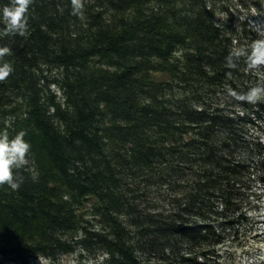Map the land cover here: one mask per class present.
<instances>
[{"label": "trees", "instance_id": "16d2710c", "mask_svg": "<svg viewBox=\"0 0 264 264\" xmlns=\"http://www.w3.org/2000/svg\"><path fill=\"white\" fill-rule=\"evenodd\" d=\"M83 3L81 20L71 0H34L25 36L0 15V131L31 144L20 188L0 186V264H220L264 185V99L227 94L264 66L225 60L259 34L218 20L222 0Z\"/></svg>", "mask_w": 264, "mask_h": 264}, {"label": "clouds", "instance_id": "9594fccd", "mask_svg": "<svg viewBox=\"0 0 264 264\" xmlns=\"http://www.w3.org/2000/svg\"><path fill=\"white\" fill-rule=\"evenodd\" d=\"M34 0H10V3L3 7L2 19L4 28L2 34L25 36L28 32V12ZM71 14L84 19L83 0H71ZM255 30L260 38L255 39L250 45L234 47L225 58L226 67L237 68V62L243 58L248 71H259L264 66V25H255ZM11 55V49L7 46L0 47V82L5 81L13 72L14 67L5 57ZM231 79L232 73H226ZM228 96L239 102L256 104L264 99V82L251 87L247 92H237L229 88ZM25 130L17 132L10 137L5 129L0 131V186L7 184L13 191L20 188L22 177L14 175V170L21 169L28 164V155L31 151V144L25 139Z\"/></svg>", "mask_w": 264, "mask_h": 264}, {"label": "rangeland", "instance_id": "374dc122", "mask_svg": "<svg viewBox=\"0 0 264 264\" xmlns=\"http://www.w3.org/2000/svg\"><path fill=\"white\" fill-rule=\"evenodd\" d=\"M253 1L255 0H222V8L226 11L219 10L216 18L223 22L231 19L234 24L243 20L254 29L256 24L264 25V15L253 7ZM259 1L264 5V0ZM255 185V192L260 199L254 200L252 208L245 213L248 221L238 228V234L227 236L226 241L217 248L220 264H264V185ZM79 258L76 253L61 254L54 260L37 256L28 264H79Z\"/></svg>", "mask_w": 264, "mask_h": 264}]
</instances>
